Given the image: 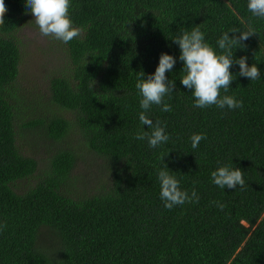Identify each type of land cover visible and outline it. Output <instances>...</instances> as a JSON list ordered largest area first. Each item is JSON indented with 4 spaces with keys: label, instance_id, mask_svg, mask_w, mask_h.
Masks as SVG:
<instances>
[{
    "label": "trees",
    "instance_id": "obj_1",
    "mask_svg": "<svg viewBox=\"0 0 264 264\" xmlns=\"http://www.w3.org/2000/svg\"><path fill=\"white\" fill-rule=\"evenodd\" d=\"M5 4L0 264H264V18L248 0H71L82 34L64 44L70 71L51 79L46 96L20 82L14 33L30 13L26 0ZM197 26L218 53L224 32L255 29L233 52L255 63L260 78L239 76L233 65L232 86L221 90L242 108L194 107L173 38ZM162 53L177 61L166 73L175 81L164 98L172 111L152 105L145 114L166 124L170 139L151 148L134 138L150 131L139 120L135 85L141 71L155 73ZM201 133L207 138L193 149L190 138ZM165 165L181 190H196L198 203L165 207L158 179ZM224 165L244 172L243 189L212 182Z\"/></svg>",
    "mask_w": 264,
    "mask_h": 264
},
{
    "label": "clouds",
    "instance_id": "obj_2",
    "mask_svg": "<svg viewBox=\"0 0 264 264\" xmlns=\"http://www.w3.org/2000/svg\"><path fill=\"white\" fill-rule=\"evenodd\" d=\"M71 0H26V9L34 17V22L38 26L39 32L44 37H53L56 40L69 43L82 34L80 27L74 26L70 16ZM248 10L253 16L264 18V0H248ZM8 8L5 0H0V26L5 24V16ZM229 33L238 34L230 36ZM257 34L255 29L249 26L247 30L233 28L229 32H224L217 40L220 49L217 50L205 40V34L197 26L191 31H183L181 35L173 38L179 45L180 61L183 62V72L181 83L191 90L194 98V107L207 108L212 105L220 109L225 107L236 109L243 107L242 100H236L230 95L221 96V90L227 92L232 86L234 75L231 71L233 65H239V76L249 78L251 81L260 78V68L253 63H247V56L239 59L234 58V48H244L243 43L250 37ZM176 58L168 53H162L158 67L154 74H149L145 78V73L140 72V78L136 83V88L142 99L140 107L144 111L139 114L141 125H147L150 131L141 130L134 137L137 140H147L149 147L156 148L167 143L170 139L166 134V124L157 120L153 122L145 113L152 105L162 106L164 112L172 111V106L164 102L166 96H170L175 89V81L169 80L166 73L170 72L176 64ZM206 134H193L191 136L192 148L199 146L202 139H206ZM212 182L221 189H236L238 186L243 189L245 186L244 172L240 168H232L224 165L211 173ZM161 191L160 198L164 201L167 209L187 203L199 202L195 189L191 195L186 190H181L180 181L176 176L170 174L167 165L158 172ZM221 211L226 205L218 201H213ZM6 225H0L3 231Z\"/></svg>",
    "mask_w": 264,
    "mask_h": 264
},
{
    "label": "rangeland",
    "instance_id": "obj_3",
    "mask_svg": "<svg viewBox=\"0 0 264 264\" xmlns=\"http://www.w3.org/2000/svg\"><path fill=\"white\" fill-rule=\"evenodd\" d=\"M14 36L22 50L20 82L24 86L23 89H27L29 93L39 92L46 96L51 79L66 75L68 70L70 71V59L64 43L53 37L42 36L31 13L24 17ZM23 147L29 150L26 144H23ZM36 157L43 159L44 164V151L38 152ZM84 173L81 171L78 174L83 176Z\"/></svg>",
    "mask_w": 264,
    "mask_h": 264
}]
</instances>
